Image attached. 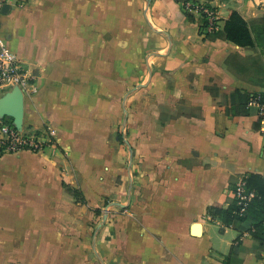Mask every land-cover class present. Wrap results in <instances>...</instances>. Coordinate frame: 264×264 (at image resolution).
I'll return each mask as SVG.
<instances>
[{
	"label": "crops",
	"instance_id": "crops-1",
	"mask_svg": "<svg viewBox=\"0 0 264 264\" xmlns=\"http://www.w3.org/2000/svg\"><path fill=\"white\" fill-rule=\"evenodd\" d=\"M188 3L222 31L232 12L262 26L264 0H8L2 35L36 77L22 130L51 143L0 158V264H81L89 246L94 264H264L208 214L264 178L246 102L264 94V46L207 38Z\"/></svg>",
	"mask_w": 264,
	"mask_h": 264
},
{
	"label": "built area",
	"instance_id": "built-area-1",
	"mask_svg": "<svg viewBox=\"0 0 264 264\" xmlns=\"http://www.w3.org/2000/svg\"><path fill=\"white\" fill-rule=\"evenodd\" d=\"M7 3L8 0H0V15ZM188 5L200 14V31L202 33L219 28L220 18L216 8L204 3H188ZM35 81L36 77L30 71L29 66L9 49L6 39L2 35L0 19V90L7 93L18 87L23 94H32L37 92ZM250 105L257 109L264 131L263 96H253ZM50 143V140H45L44 136L38 132L19 129L12 119L0 121V158L6 154H16L22 151L41 152ZM235 197L240 206V214H245L250 201L255 197V192L248 189L245 178H242L237 184Z\"/></svg>",
	"mask_w": 264,
	"mask_h": 264
},
{
	"label": "trees",
	"instance_id": "trees-1",
	"mask_svg": "<svg viewBox=\"0 0 264 264\" xmlns=\"http://www.w3.org/2000/svg\"><path fill=\"white\" fill-rule=\"evenodd\" d=\"M261 20L262 26L260 27V30L256 32V37L254 38L251 32L252 26L249 25V23L244 20L238 12H232L223 31L216 29L207 32L206 37L210 39H229L241 46H264V14L261 17ZM256 95H261L264 98V94H248L246 96L247 105L251 98ZM245 179L247 181L248 189L255 192V197L250 201L245 214H240V206L237 204V200L227 208L211 206L208 209V214L213 219H216L227 226L234 227L239 231H249L253 238L259 242V248H262L264 247V225L262 224L263 222L260 220L258 213L264 211V178L258 174H252L245 177ZM65 187L68 191L79 196L82 203H86L81 191L72 189L68 185H65ZM97 212H100V210H97ZM238 247L239 245H234L232 247L234 257L239 255L237 250Z\"/></svg>",
	"mask_w": 264,
	"mask_h": 264
},
{
	"label": "water",
	"instance_id": "water-1",
	"mask_svg": "<svg viewBox=\"0 0 264 264\" xmlns=\"http://www.w3.org/2000/svg\"><path fill=\"white\" fill-rule=\"evenodd\" d=\"M7 9L8 6L5 5L3 10ZM2 106L3 114L12 119L19 129H22L24 117V94L20 88L15 87L13 90L5 93Z\"/></svg>",
	"mask_w": 264,
	"mask_h": 264
},
{
	"label": "rangeland",
	"instance_id": "rangeland-1",
	"mask_svg": "<svg viewBox=\"0 0 264 264\" xmlns=\"http://www.w3.org/2000/svg\"><path fill=\"white\" fill-rule=\"evenodd\" d=\"M13 216L11 215V214H7V219L8 220H11V218H12ZM97 218H95L94 219V221H93V224H92V227H93V235H94V232L96 231V229H97V226H96V224H97ZM88 250H90L89 252V257H88V259H87V261L86 262H81V264H83V263H85V264H94V261H93V248L91 247V246H89L88 247ZM87 254H88V252H87ZM90 254H91V256H92V259H91V257H90ZM73 257H75L74 255H73ZM76 263H78V262H71V264H76Z\"/></svg>",
	"mask_w": 264,
	"mask_h": 264
}]
</instances>
